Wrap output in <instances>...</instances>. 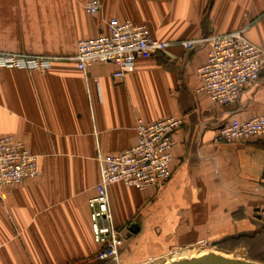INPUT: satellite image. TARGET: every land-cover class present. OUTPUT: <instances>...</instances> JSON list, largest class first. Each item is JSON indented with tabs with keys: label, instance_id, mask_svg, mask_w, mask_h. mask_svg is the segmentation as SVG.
Segmentation results:
<instances>
[{
	"label": "crops",
	"instance_id": "obj_1",
	"mask_svg": "<svg viewBox=\"0 0 264 264\" xmlns=\"http://www.w3.org/2000/svg\"><path fill=\"white\" fill-rule=\"evenodd\" d=\"M87 1L0 0V52L72 57L110 19L144 24L167 43L244 29L264 51V0H98L97 15L85 11ZM207 50L176 44L139 57L123 80H113L109 63L85 72L72 62L43 72L0 68V137L24 144L40 166L38 178L0 195V264H145L200 244L240 252L262 236L264 135L225 145L215 138L232 119L264 116V69L237 103L214 104L199 92ZM167 117L182 120L171 177L144 191L108 188L112 224L125 240L116 260L100 263L87 205L100 159L135 144L138 119Z\"/></svg>",
	"mask_w": 264,
	"mask_h": 264
},
{
	"label": "built area",
	"instance_id": "obj_2",
	"mask_svg": "<svg viewBox=\"0 0 264 264\" xmlns=\"http://www.w3.org/2000/svg\"><path fill=\"white\" fill-rule=\"evenodd\" d=\"M84 9L97 15L101 9L98 0H88ZM106 32L93 38L81 39L72 57L34 56L22 53L0 52V68L27 71H47L56 62H72L85 72L94 64H112L113 80H123L134 71L136 59L167 51L176 44L189 51L207 46L206 61L197 70L202 86L199 92L221 106L235 104L244 90L260 79L264 69V51L245 37V30L238 29L223 35L167 43L152 39L144 24L110 19ZM182 126L177 117H167L144 123L136 121V142L123 152L100 159L99 181L95 195L88 200L90 230L94 243L100 248L96 260L108 263L117 259L125 240L123 231L112 224L109 210L108 188L122 184L127 188L144 191L148 187H161L171 177V149L174 134ZM264 135V116L246 121L232 119L216 135L217 144H227L246 137ZM39 158L24 144L10 135L0 137V195L25 179L40 175Z\"/></svg>",
	"mask_w": 264,
	"mask_h": 264
},
{
	"label": "rangeland",
	"instance_id": "obj_3",
	"mask_svg": "<svg viewBox=\"0 0 264 264\" xmlns=\"http://www.w3.org/2000/svg\"><path fill=\"white\" fill-rule=\"evenodd\" d=\"M245 245H249L250 247H247L246 246V250L244 251H240V252H232V251H227L228 248H224V247H217V246H207L206 244H200V245H196V246H193V247H189L191 249H198V251H201V254L204 253H208L210 251L212 252H215L216 254H223L227 257H231V258H236V259H248V256L250 255L252 258H256V259H259V260H263L264 261V236L263 238H260L259 241L257 242L256 246L251 244V242H249L248 240L243 242ZM243 244V245H244ZM231 245H234V244H231ZM230 247V246H228ZM189 248H185V249H189ZM239 248V247H238ZM243 248V247H242ZM251 248V249H250ZM185 249H181V250H176V251H173L167 255H165L164 257L158 259L157 260H154L156 264H159L160 262H163V263H169V262H172L173 260H177L179 259V255L182 253V250H185ZM250 249V251H249ZM230 250V249H228ZM196 251V253L198 252ZM231 252V253H230ZM200 254V253H198ZM196 255L194 257H198V256H203V255ZM249 256V257H250ZM153 261L151 262H148V263H145V264H154ZM264 264V263H262Z\"/></svg>",
	"mask_w": 264,
	"mask_h": 264
},
{
	"label": "water",
	"instance_id": "obj_4",
	"mask_svg": "<svg viewBox=\"0 0 264 264\" xmlns=\"http://www.w3.org/2000/svg\"><path fill=\"white\" fill-rule=\"evenodd\" d=\"M167 264H262L254 262L248 259H236L227 257L223 254H216L215 252H208L198 258H192L189 260H178Z\"/></svg>",
	"mask_w": 264,
	"mask_h": 264
},
{
	"label": "bare ground",
	"instance_id": "obj_5",
	"mask_svg": "<svg viewBox=\"0 0 264 264\" xmlns=\"http://www.w3.org/2000/svg\"><path fill=\"white\" fill-rule=\"evenodd\" d=\"M196 251H198V249H191V248H189V249H185V250H182V253L179 255V259H177V260H175V261H178V260H189V259H192V258H198V257H201V256H198V257H194L195 256V254L197 255L198 253H200V254H198V255H206V254H204V253H202L201 254V251H198L197 253H196ZM158 261V260H157ZM174 261V260H173ZM172 261V262H173ZM155 261H153V263H154ZM168 263V262H167ZM167 263H163V262H160L159 264H167ZM170 263V262H169ZM154 264H156V263H154Z\"/></svg>",
	"mask_w": 264,
	"mask_h": 264
},
{
	"label": "trees",
	"instance_id": "obj_6",
	"mask_svg": "<svg viewBox=\"0 0 264 264\" xmlns=\"http://www.w3.org/2000/svg\"><path fill=\"white\" fill-rule=\"evenodd\" d=\"M263 236H264V227H263V230H262V236L261 237H258V238H256V239H252L253 241H251V244H252V246L253 245H255L256 246V244H257V242L259 241V239L260 238H263ZM248 241H249V239H247ZM255 240V241H254ZM219 246V245H218ZM219 247H221V246H219ZM251 255V254H250ZM249 255V256H250ZM248 256V260H250V259H253L251 256L249 257ZM260 263H264V261L262 260Z\"/></svg>",
	"mask_w": 264,
	"mask_h": 264
}]
</instances>
